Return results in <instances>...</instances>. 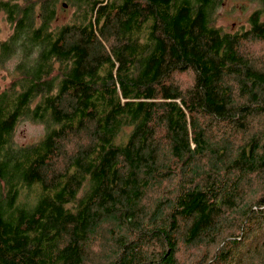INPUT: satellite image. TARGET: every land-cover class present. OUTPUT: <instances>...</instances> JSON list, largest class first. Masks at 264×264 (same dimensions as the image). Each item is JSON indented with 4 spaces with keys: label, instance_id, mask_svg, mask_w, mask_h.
Returning a JSON list of instances; mask_svg holds the SVG:
<instances>
[{
    "label": "trees",
    "instance_id": "16d2710c",
    "mask_svg": "<svg viewBox=\"0 0 264 264\" xmlns=\"http://www.w3.org/2000/svg\"><path fill=\"white\" fill-rule=\"evenodd\" d=\"M251 1L248 27L226 30L223 0H0V64L20 59L0 87V264H89L106 239L105 264L237 257L264 227V190L248 197L264 177V65L246 50L264 42V0ZM24 119L46 131L18 146Z\"/></svg>",
    "mask_w": 264,
    "mask_h": 264
},
{
    "label": "rangeland",
    "instance_id": "374dc122",
    "mask_svg": "<svg viewBox=\"0 0 264 264\" xmlns=\"http://www.w3.org/2000/svg\"><path fill=\"white\" fill-rule=\"evenodd\" d=\"M223 5L219 7L216 18V24L226 30H236L243 27H248V17L255 10L259 3L251 0H223ZM68 16V11L62 14V20ZM13 32L12 25L7 21L4 13L0 12V40H5ZM246 50L251 53L255 59L264 65V42H251L246 45ZM19 56L10 58L6 63L0 64V87L3 89L8 86L13 79L18 77L16 72V64L19 62ZM194 74L191 71H186L177 74L174 80L183 87L190 85L193 82ZM260 125V121H258ZM46 127L43 123L35 122L30 119L22 120L15 131L14 141L16 145H29L38 142L45 134ZM264 176V172L262 173ZM251 190L248 197L251 198L257 192L264 190V177L254 180L249 187ZM159 193L154 191L147 198V202H154ZM240 224L235 221L233 223V231L238 236ZM245 239L240 247H236V258H232L227 264H264V227L261 226L255 229V232L246 234L242 237ZM256 243V244H255ZM219 243L216 244L217 248ZM109 239L98 240L94 244L89 264H105L113 248ZM209 252L205 247L188 250L182 247L179 253L180 262L182 264H202V260L207 257ZM236 259L237 263H236ZM224 264V263H223Z\"/></svg>",
    "mask_w": 264,
    "mask_h": 264
},
{
    "label": "bare ground",
    "instance_id": "6f19581e",
    "mask_svg": "<svg viewBox=\"0 0 264 264\" xmlns=\"http://www.w3.org/2000/svg\"><path fill=\"white\" fill-rule=\"evenodd\" d=\"M256 244V243H255Z\"/></svg>",
    "mask_w": 264,
    "mask_h": 264
}]
</instances>
